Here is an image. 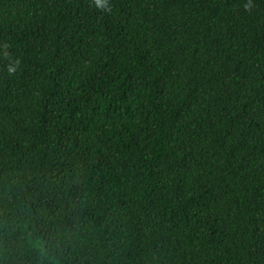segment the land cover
Instances as JSON below:
<instances>
[{"label":"trees","instance_id":"trees-1","mask_svg":"<svg viewBox=\"0 0 264 264\" xmlns=\"http://www.w3.org/2000/svg\"><path fill=\"white\" fill-rule=\"evenodd\" d=\"M0 264H264V0H0Z\"/></svg>","mask_w":264,"mask_h":264},{"label":"clouds","instance_id":"clouds-1","mask_svg":"<svg viewBox=\"0 0 264 264\" xmlns=\"http://www.w3.org/2000/svg\"><path fill=\"white\" fill-rule=\"evenodd\" d=\"M97 3L99 4L100 3V0H97Z\"/></svg>","mask_w":264,"mask_h":264}]
</instances>
